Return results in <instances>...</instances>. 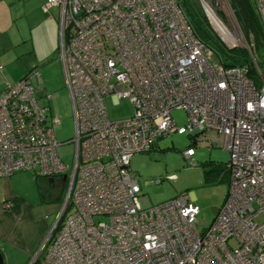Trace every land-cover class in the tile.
I'll return each instance as SVG.
<instances>
[{
    "label": "built area",
    "instance_id": "obj_1",
    "mask_svg": "<svg viewBox=\"0 0 264 264\" xmlns=\"http://www.w3.org/2000/svg\"><path fill=\"white\" fill-rule=\"evenodd\" d=\"M198 1L233 45L228 0ZM250 1L264 28V0ZM52 7L73 110L70 168L58 154L59 119L37 102L38 70L0 92V178L31 171L68 185L46 252L29 264H264V74L249 45L255 77L246 66H223L195 36L181 0H47L42 10ZM107 97L127 99L132 115L111 120ZM178 109L183 125L172 117ZM174 133L228 152V189L208 226L187 195L138 202L130 158ZM194 155L192 146L182 153L191 165Z\"/></svg>",
    "mask_w": 264,
    "mask_h": 264
},
{
    "label": "rangeland",
    "instance_id": "obj_2",
    "mask_svg": "<svg viewBox=\"0 0 264 264\" xmlns=\"http://www.w3.org/2000/svg\"><path fill=\"white\" fill-rule=\"evenodd\" d=\"M187 1L194 5L199 14H204L198 0ZM49 14L58 21V8H53ZM233 14L235 16L234 11ZM235 19L238 38L233 45L226 44L217 34L216 36L227 48H246L248 44L256 66L260 62L261 71L264 72V64H262L264 63V46L258 45L256 47L253 36L251 34L246 36L236 16ZM33 44L35 56L33 59L31 56L29 62L31 67L36 66L35 68L38 70L37 80L39 84L36 80L34 81L37 102L47 106L49 118L56 117L59 119V123L54 129V134L61 143L58 147V154L70 168L75 152L74 119L62 64L58 57V30L54 40L51 39L47 45V49L51 53L46 50L44 41H36ZM50 47L53 49H49ZM47 52L52 55L48 61L38 63V60L49 54ZM48 94L49 97H47ZM106 103L111 120L125 119L132 115L133 107L127 99H121L117 104H114L107 97ZM172 117L178 125H183L186 122V114L183 110H174ZM190 146L195 150L193 156L195 165L188 164L182 156L183 151ZM227 160L228 152L223 148L218 146L209 148L205 143H193V140L186 134L174 133L159 138L148 152L133 155L130 158L129 170L138 181L140 188L138 202L142 208H148L180 195H187L199 208L198 222H204L205 226H208L221 206L228 189V181L224 172V164ZM206 171L211 175V180H206ZM12 182L15 193L14 201L22 203L26 212L17 217L18 222L23 224L34 223L35 226H31L27 237L29 243L37 242V246L32 251H28L27 248H6L1 242V253L4 257V264H29L32 257L40 250L48 231L58 217L67 194L68 185L66 180L60 183L56 179L51 188L49 186L43 187L24 175L14 177ZM11 204L12 201L3 202L2 207L9 209L13 206ZM14 220L16 221V218ZM45 221L49 228L41 239H37L41 232L39 223ZM45 252L46 248L40 250L39 258L43 257Z\"/></svg>",
    "mask_w": 264,
    "mask_h": 264
},
{
    "label": "crops",
    "instance_id": "obj_3",
    "mask_svg": "<svg viewBox=\"0 0 264 264\" xmlns=\"http://www.w3.org/2000/svg\"><path fill=\"white\" fill-rule=\"evenodd\" d=\"M46 1L0 0V92L4 88L5 82H14L36 67H31L29 62L31 61L30 57L32 56L33 59L35 56L33 43L44 41L46 50H48L47 45L51 39L54 40L56 31L59 32V19L56 21L49 12L42 10V5ZM53 8L57 7H52L49 11ZM49 49L53 48L50 47ZM48 51L50 52V50ZM50 53L38 60V63L48 61L49 57L52 56ZM36 81L39 84V81ZM44 84H46L45 81ZM22 175L38 185L49 186L50 188L56 179L58 181L63 180L62 177H37L31 171H20L9 177L0 178V243L2 242L6 248H27L28 251H32L36 248L37 242L29 243L27 235L31 226L35 225L34 223L23 224L18 222L17 217L26 212L22 203L14 201L15 193L12 181H14V177ZM7 201H12L11 205L13 206L4 209L2 203ZM48 228L46 221L39 223L41 232L37 239H41Z\"/></svg>",
    "mask_w": 264,
    "mask_h": 264
},
{
    "label": "trees",
    "instance_id": "obj_4",
    "mask_svg": "<svg viewBox=\"0 0 264 264\" xmlns=\"http://www.w3.org/2000/svg\"><path fill=\"white\" fill-rule=\"evenodd\" d=\"M238 22L241 25L243 33L246 36H253V41L258 45L264 46V28L261 27L258 16L250 0H228ZM181 5L185 16L191 24L195 36L220 59L224 67L246 66L251 77L256 76V67L254 66L249 52L246 48L233 47L227 48L211 29L208 20L204 14H199L194 5L187 0H181ZM264 64V63H262ZM261 71L260 62L257 63ZM262 72V71H261ZM264 74V72H262ZM191 147V146H190ZM226 164V163H225ZM224 172L227 177L226 165ZM206 180H211V175L206 171Z\"/></svg>",
    "mask_w": 264,
    "mask_h": 264
},
{
    "label": "water",
    "instance_id": "obj_5",
    "mask_svg": "<svg viewBox=\"0 0 264 264\" xmlns=\"http://www.w3.org/2000/svg\"><path fill=\"white\" fill-rule=\"evenodd\" d=\"M62 180L64 181L65 180V176L62 177ZM0 264H4V257L0 251Z\"/></svg>",
    "mask_w": 264,
    "mask_h": 264
},
{
    "label": "bare ground",
    "instance_id": "obj_6",
    "mask_svg": "<svg viewBox=\"0 0 264 264\" xmlns=\"http://www.w3.org/2000/svg\"><path fill=\"white\" fill-rule=\"evenodd\" d=\"M221 35L223 36V38H225V39H226V36H225V34L221 33Z\"/></svg>",
    "mask_w": 264,
    "mask_h": 264
},
{
    "label": "flooded vegetation",
    "instance_id": "obj_7",
    "mask_svg": "<svg viewBox=\"0 0 264 264\" xmlns=\"http://www.w3.org/2000/svg\"><path fill=\"white\" fill-rule=\"evenodd\" d=\"M62 181H60V183H61Z\"/></svg>",
    "mask_w": 264,
    "mask_h": 264
}]
</instances>
